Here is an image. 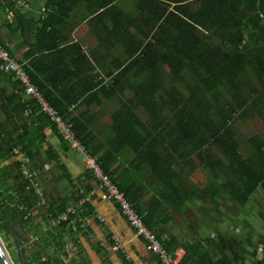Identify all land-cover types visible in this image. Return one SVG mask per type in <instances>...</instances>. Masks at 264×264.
I'll return each instance as SVG.
<instances>
[{
	"label": "trees",
	"instance_id": "obj_1",
	"mask_svg": "<svg viewBox=\"0 0 264 264\" xmlns=\"http://www.w3.org/2000/svg\"><path fill=\"white\" fill-rule=\"evenodd\" d=\"M80 6L79 22L104 52L101 73L78 44L61 48L67 42L62 38L38 49L62 52L64 68L65 55L71 67L77 58L85 60L82 88L58 89L33 62L23 67L145 227L155 234L172 213L180 215L196 203L219 207L224 196L246 205L264 188V132L244 137L234 123L264 111V0H133L130 9L120 0H46L38 33L62 34ZM67 77L79 74L72 71ZM108 102L117 108L102 134L93 129L97 112L91 106ZM139 108L147 120L139 117ZM29 115L36 116L39 132L49 126L58 133L38 107ZM31 141H12L0 153V163L12 159L22 175L13 149L25 152ZM125 152L131 158L123 164ZM5 170L0 167V235L12 239L17 251L21 247L27 264H90L78 242L87 226L73 230L70 218L48 227L69 204L84 222L93 216L90 203L78 204L82 196L75 180L66 174L74 198L49 205L42 217L46 227L39 228L21 192L8 186ZM27 184L24 179V189ZM85 189L84 194L91 191ZM197 254L191 252L182 264Z\"/></svg>",
	"mask_w": 264,
	"mask_h": 264
},
{
	"label": "crops",
	"instance_id": "obj_2",
	"mask_svg": "<svg viewBox=\"0 0 264 264\" xmlns=\"http://www.w3.org/2000/svg\"><path fill=\"white\" fill-rule=\"evenodd\" d=\"M9 8L14 11L12 21L8 18ZM45 13L46 0H0V43L23 65L33 62L40 75L52 80L58 89H80L87 83L84 72L88 64L85 60L77 58V66L71 67V57L65 55L67 67L64 68L61 65L62 52L49 53L38 47L50 45L53 39L59 38L67 41L61 48L76 43L82 52L89 54L90 58L93 56L92 61L100 73L104 52L97 47L89 27L79 22L83 14L81 6L75 10L63 33L55 38L38 33ZM89 41L91 44L88 46ZM113 53L116 51L110 52ZM72 71L77 72L79 77L68 79L67 75ZM39 79L42 80L40 76ZM14 86L13 79L0 67V153L5 152L14 140H23L26 144L27 139H33L25 153L29 160L28 168L40 185L45 203L26 192L24 179L12 159L1 162L0 167L6 169L3 175L8 186H14L21 192L34 224L42 228L46 227L42 217L49 205L58 207L64 200L74 198L66 174L84 190L88 188L92 191L95 181L85 168L86 157L82 151L63 140L49 126L39 132L36 116L26 114ZM113 104L108 102L100 108L91 106V110L97 112L94 130L105 133L104 128L110 123V114L114 110L109 106ZM103 113H107L106 122L99 127ZM36 140L43 141L33 143ZM122 155L123 164L131 158L129 152ZM218 202L219 207L196 203L180 215L172 213L171 221L156 229V237L171 250V254L181 252L183 260L187 261L191 252L198 253L187 264H261L264 256V188L259 187L244 206L229 196L221 197ZM90 205L93 216L86 220L89 230L86 237L82 234L78 236L90 264H124L122 259L126 264H160L146 251L143 240L135 235L115 204L101 201L94 193ZM207 226L213 227L214 231L209 232ZM111 239L121 245V252L113 248Z\"/></svg>",
	"mask_w": 264,
	"mask_h": 264
},
{
	"label": "built area",
	"instance_id": "obj_3",
	"mask_svg": "<svg viewBox=\"0 0 264 264\" xmlns=\"http://www.w3.org/2000/svg\"><path fill=\"white\" fill-rule=\"evenodd\" d=\"M14 11L12 8L8 9V18L10 21L13 20ZM0 67L1 69L17 83L18 88L16 94L20 98L21 103L24 106L26 114H29L32 107H38L40 112L45 114L50 121L56 126L58 135L65 141L72 143L74 148L79 149L85 154V168L91 172L92 177L95 181V186L89 193H83L77 182L74 181L79 189L80 197L78 204L82 205L84 203H90L92 196L98 194L99 199L103 202H110L115 204L122 217L125 219L127 224L134 231L135 235L141 238L145 244L146 251L152 256L156 257L160 264H182L183 254L181 252H175L174 254H169L168 251L163 247L155 234L150 232L144 225L142 219L135 213L133 206L125 199L124 195L118 191V189L110 182L109 178L105 176L100 167L95 161V158L88 156L83 147L79 144L77 140L74 139V135L70 129V125L65 124L57 111L54 110L42 97L40 92L31 82L28 73L25 71L23 64L17 61L5 46L0 43ZM13 157L21 165V172L23 178L28 182L27 191H32L33 195L40 199L44 204V197L41 191L40 185L35 180L34 174L28 168V157L25 152L21 150L20 147L13 149ZM70 218H74L71 221V226L73 230L84 231L87 223L84 222L78 215V212L74 206H68L64 212H62L56 219L49 220L48 227H54L58 223H64L69 221ZM100 222V218L98 219ZM32 240L36 238L30 237ZM111 243L114 245L116 251L121 252V245L111 239ZM124 252H122L123 254ZM261 264H264V256L262 258Z\"/></svg>",
	"mask_w": 264,
	"mask_h": 264
},
{
	"label": "rangeland",
	"instance_id": "obj_4",
	"mask_svg": "<svg viewBox=\"0 0 264 264\" xmlns=\"http://www.w3.org/2000/svg\"><path fill=\"white\" fill-rule=\"evenodd\" d=\"M132 4H133V0H120V6L125 9H130L132 7ZM90 44L91 42L89 41L88 46ZM109 107L110 109L111 108L115 109L117 108V104L114 103L113 105H110ZM104 112H106V110H104ZM137 114L143 120L148 119L147 114L141 108L137 110ZM106 115L107 113H103L101 115V121L99 122V127L102 126L104 122H106ZM234 128L244 137H249L255 133H263L264 132V111H262L258 115H251L250 117H247V119L240 116L239 119H237V121L234 123ZM81 160H82V157H81ZM86 170L88 171V169ZM207 230H209V232L214 231L213 227L211 226L210 227L207 226ZM0 238L10 258L13 260L14 264H19L17 250H16V247L12 239L6 238L3 235H0Z\"/></svg>",
	"mask_w": 264,
	"mask_h": 264
},
{
	"label": "water",
	"instance_id": "obj_5",
	"mask_svg": "<svg viewBox=\"0 0 264 264\" xmlns=\"http://www.w3.org/2000/svg\"><path fill=\"white\" fill-rule=\"evenodd\" d=\"M19 264H27L26 256L21 250V247L17 251ZM0 264H14L13 260L10 258L3 242L0 238Z\"/></svg>",
	"mask_w": 264,
	"mask_h": 264
}]
</instances>
